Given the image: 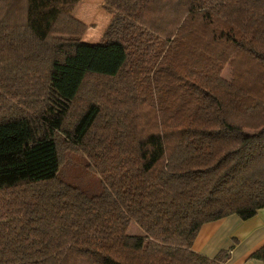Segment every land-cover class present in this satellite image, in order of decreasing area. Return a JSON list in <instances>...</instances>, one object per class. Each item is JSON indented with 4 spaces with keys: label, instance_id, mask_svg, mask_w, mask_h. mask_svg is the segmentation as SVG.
<instances>
[{
    "label": "trees",
    "instance_id": "trees-1",
    "mask_svg": "<svg viewBox=\"0 0 264 264\" xmlns=\"http://www.w3.org/2000/svg\"><path fill=\"white\" fill-rule=\"evenodd\" d=\"M79 1L0 0V264H226L191 245L264 208V0H103L94 44Z\"/></svg>",
    "mask_w": 264,
    "mask_h": 264
},
{
    "label": "crops",
    "instance_id": "crops-1",
    "mask_svg": "<svg viewBox=\"0 0 264 264\" xmlns=\"http://www.w3.org/2000/svg\"><path fill=\"white\" fill-rule=\"evenodd\" d=\"M264 246V208L248 220L234 215L200 226L191 249L207 258L229 250L226 264H264L250 255Z\"/></svg>",
    "mask_w": 264,
    "mask_h": 264
},
{
    "label": "rangeland",
    "instance_id": "rangeland-1",
    "mask_svg": "<svg viewBox=\"0 0 264 264\" xmlns=\"http://www.w3.org/2000/svg\"><path fill=\"white\" fill-rule=\"evenodd\" d=\"M72 17L85 26L82 41L94 44L98 41L109 20V11L103 6V0H80ZM225 80L229 79L228 69L221 73ZM88 160L81 154L69 153L57 171V178L71 186L78 188L87 195L98 194L102 191L99 176L88 167ZM128 234L139 235L140 230L130 224Z\"/></svg>",
    "mask_w": 264,
    "mask_h": 264
}]
</instances>
